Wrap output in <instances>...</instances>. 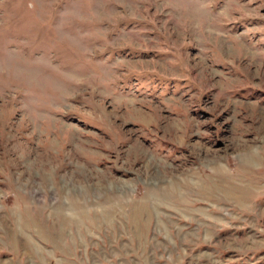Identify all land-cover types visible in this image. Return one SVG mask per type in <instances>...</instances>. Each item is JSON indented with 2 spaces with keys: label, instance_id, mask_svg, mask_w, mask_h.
<instances>
[{
  "label": "rangeland",
  "instance_id": "obj_1",
  "mask_svg": "<svg viewBox=\"0 0 264 264\" xmlns=\"http://www.w3.org/2000/svg\"><path fill=\"white\" fill-rule=\"evenodd\" d=\"M0 264H264V0H0Z\"/></svg>",
  "mask_w": 264,
  "mask_h": 264
}]
</instances>
